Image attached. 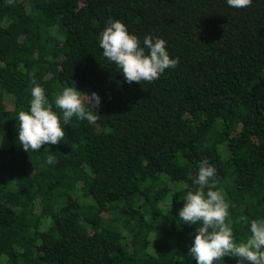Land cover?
Masks as SVG:
<instances>
[{
    "label": "trees",
    "instance_id": "trees-1",
    "mask_svg": "<svg viewBox=\"0 0 264 264\" xmlns=\"http://www.w3.org/2000/svg\"><path fill=\"white\" fill-rule=\"evenodd\" d=\"M116 20L141 45L166 41L178 65L128 84L99 46ZM33 79L65 138L26 153ZM66 87L101 98L96 123L63 124ZM0 138V264H196L202 225L179 211L209 190L195 183L205 160L245 242L264 219V0H0Z\"/></svg>",
    "mask_w": 264,
    "mask_h": 264
},
{
    "label": "clouds",
    "instance_id": "clouds-1",
    "mask_svg": "<svg viewBox=\"0 0 264 264\" xmlns=\"http://www.w3.org/2000/svg\"><path fill=\"white\" fill-rule=\"evenodd\" d=\"M227 5L236 9L250 7L252 0H226ZM13 0H8L11 5ZM99 46L103 55L121 70L128 84H140L141 81L153 82L166 69L175 68L178 58H170L166 49V41L146 36L141 41L129 34L126 26L120 22L109 21L101 33ZM31 89L30 110L20 111L18 140L27 153L30 149L38 152L43 145H57L65 138V129L61 125V117L53 111V106L45 96V90L36 84ZM101 98L96 94H82L75 87H66L54 101L62 112L63 124L76 117L96 123L100 116L96 109L100 107ZM86 105L88 107H86ZM2 142V138H0ZM46 163L54 164L53 155L47 157ZM216 169L207 160L200 165L195 183L208 186L206 195L203 190L189 191L183 198V208L179 218L186 224L202 226L197 229L189 255L196 264H214L225 256L238 258V264H264V219L250 222V236L245 242L236 243L233 238L232 221L229 219V203L222 191L212 190L216 184L212 179ZM210 181L211 184H210ZM248 223L247 217L241 216L239 221Z\"/></svg>",
    "mask_w": 264,
    "mask_h": 264
}]
</instances>
